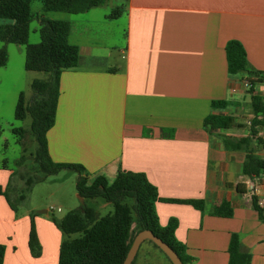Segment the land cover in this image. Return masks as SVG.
Wrapping results in <instances>:
<instances>
[{
  "label": "crops",
  "instance_id": "crops-1",
  "mask_svg": "<svg viewBox=\"0 0 264 264\" xmlns=\"http://www.w3.org/2000/svg\"><path fill=\"white\" fill-rule=\"evenodd\" d=\"M114 9L119 15L109 18ZM31 12L30 25L41 18L68 21L67 41L80 56L78 67L59 77L55 122L46 133L51 160L81 164L109 181L119 169L143 173L160 198L154 206L159 225L176 221L174 237L190 258L187 264H227L232 233L250 255L249 264H264V215L258 217L251 201L264 195V173L243 175L244 152L226 150L220 136L249 133H234L246 128L236 112L250 105V94L242 75L228 73L225 45L241 43L248 67L264 74V0H105L79 14ZM6 49V64L15 55L23 67L24 47ZM254 94L264 103V81ZM212 101L226 105L211 107ZM208 114L232 116L241 127L209 133L202 127ZM258 119L263 124L251 145L264 158V115ZM13 173L0 165L2 188ZM165 200L201 201L202 209ZM224 202L232 216L213 215ZM15 206L13 211L0 195V264H57L63 235L55 217L46 209ZM31 220L37 257L28 248ZM141 246L133 264H167Z\"/></svg>",
  "mask_w": 264,
  "mask_h": 264
},
{
  "label": "trees",
  "instance_id": "trees-1",
  "mask_svg": "<svg viewBox=\"0 0 264 264\" xmlns=\"http://www.w3.org/2000/svg\"><path fill=\"white\" fill-rule=\"evenodd\" d=\"M104 1L41 0L43 11L69 14L84 13ZM30 2L31 0H0V20L4 21L0 24V41L3 43L0 48V67H3L7 61L6 45L14 44L24 47L25 71L42 72L47 76L45 79L32 80L33 102H25L23 92L19 93L14 111V117L18 121L24 120L26 116L31 118L30 131L37 143L33 157L41 174L39 177L27 176L23 180L24 193L30 192L32 185L46 176L55 175L62 170H71L77 174L76 191L82 199L102 198L112 205V211L101 217L92 208L85 207L82 210L68 211L59 219H52L63 235L57 264H121L134 236L141 230L151 231L175 251L182 264H187L190 258L185 256L183 246L174 237L176 221L170 220L164 227L159 225L154 206L160 198L156 187L143 173L119 169L114 179L109 181L102 174L90 175L81 164L55 163L49 157L46 133L55 122L59 77L63 71L77 68L80 56L78 48L67 41L70 29L68 21L41 18L38 28L39 42L28 43L29 26L33 18ZM118 15L119 10L114 9L109 18ZM225 55L228 73L242 75V80L247 84L253 118L247 136L235 138L222 135L221 141L226 150L244 152L242 174L253 179L264 173V158L257 156L251 145L252 138L257 134V126L263 124L262 120L258 119L264 115L263 99L254 94V91L255 86L264 81V74L248 67L245 50L236 40H229L226 43ZM225 105L226 103L222 101L211 102V107L220 108ZM235 126L241 127L236 124L234 117L215 114H208L202 124L203 129L209 133L228 130ZM13 131L22 134L23 130L15 128ZM22 160L21 156L16 165L20 166ZM8 192V187L0 186V195L4 196L13 211H16L15 203L10 200ZM25 199V194L18 197L19 202ZM165 201L192 204L202 209L201 201ZM251 201L258 217L263 219L264 212L258 206L257 198L252 196ZM232 213L227 202L213 209V215L216 216L231 217ZM71 235L77 236L70 238ZM149 242L159 249L151 241ZM28 248L32 257L39 255L40 245L32 220ZM3 253L4 246L0 245V260ZM227 253V264L250 263V255L241 249L238 235L235 233L230 236ZM165 258L171 264L166 256ZM133 263L134 260L131 264Z\"/></svg>",
  "mask_w": 264,
  "mask_h": 264
},
{
  "label": "rangeland",
  "instance_id": "rangeland-1",
  "mask_svg": "<svg viewBox=\"0 0 264 264\" xmlns=\"http://www.w3.org/2000/svg\"><path fill=\"white\" fill-rule=\"evenodd\" d=\"M31 8L39 14L42 13V5L39 0H32ZM38 28L39 23L37 20H34L30 25L29 44H36L39 42ZM24 72L19 58L15 55L10 57L6 64V68L0 67V165L4 164L8 169L14 170L8 187V194L11 201L15 203L21 211L28 206L33 209H39L36 211L46 209L48 214H51L57 219L70 211L69 209L82 210L85 205L86 207L98 210L100 215L112 211V205L105 202L102 198L85 199V203L82 204L83 201L80 200L76 194L77 174L71 170H62L55 175L46 176L44 179L35 182L30 192L24 193L23 180L27 176L39 177L41 174L33 157L37 148V143L30 131L31 118L26 116L24 120L18 121L14 117V111L20 92H23L25 102L34 101L32 100V90L29 84L31 79L46 78V74L42 72ZM250 112V105L246 107L245 104H243V107L238 109L236 112V119L245 124L246 128L245 130L236 129L234 131L235 134L248 133L249 122L252 119L249 116ZM15 128H22V134L14 132L13 129ZM223 132H225V130H222V133ZM21 156L23 158L22 164L17 166L16 162ZM21 194H25L26 196L23 202H19L18 200ZM104 204H106V207L103 208L102 205ZM58 208L60 212H57ZM76 236L77 235H71L70 238ZM145 245L150 246L157 256L167 262V264H170L168 260L165 259L163 253L155 248L148 240L142 242L140 250ZM150 264L155 263L151 260Z\"/></svg>",
  "mask_w": 264,
  "mask_h": 264
},
{
  "label": "water",
  "instance_id": "water-1",
  "mask_svg": "<svg viewBox=\"0 0 264 264\" xmlns=\"http://www.w3.org/2000/svg\"><path fill=\"white\" fill-rule=\"evenodd\" d=\"M39 213H45V210L38 211ZM145 240L151 241L155 246H157L162 253L169 259L171 264H182L180 258L175 253V251L165 244L161 239L156 237L149 230H141L139 231L133 238L131 245L127 251V254L121 264H131L137 254V251L141 245V243Z\"/></svg>",
  "mask_w": 264,
  "mask_h": 264
},
{
  "label": "built area",
  "instance_id": "built-area-1",
  "mask_svg": "<svg viewBox=\"0 0 264 264\" xmlns=\"http://www.w3.org/2000/svg\"><path fill=\"white\" fill-rule=\"evenodd\" d=\"M245 87H247V84L245 83ZM258 206L264 210V195L262 196V198H260L259 200H257Z\"/></svg>",
  "mask_w": 264,
  "mask_h": 264
}]
</instances>
